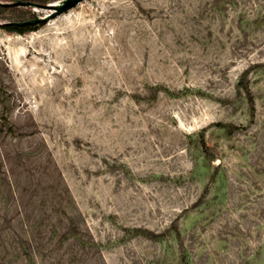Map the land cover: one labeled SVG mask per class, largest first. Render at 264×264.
<instances>
[{
	"label": "rangeland",
	"instance_id": "rangeland-1",
	"mask_svg": "<svg viewBox=\"0 0 264 264\" xmlns=\"http://www.w3.org/2000/svg\"><path fill=\"white\" fill-rule=\"evenodd\" d=\"M40 23L0 27V264H264V0Z\"/></svg>",
	"mask_w": 264,
	"mask_h": 264
},
{
	"label": "water",
	"instance_id": "water-1",
	"mask_svg": "<svg viewBox=\"0 0 264 264\" xmlns=\"http://www.w3.org/2000/svg\"><path fill=\"white\" fill-rule=\"evenodd\" d=\"M81 0H63L61 3L58 4H45L42 6H37V7H43V8H48L50 11L45 15L43 18H38V19H32V20H27V21H22V22H13L15 25H24V24H38L40 22H43L45 20H49L56 15L74 7L77 3H79ZM15 4L17 5H28V3L24 2H16Z\"/></svg>",
	"mask_w": 264,
	"mask_h": 264
},
{
	"label": "trees",
	"instance_id": "trees-1",
	"mask_svg": "<svg viewBox=\"0 0 264 264\" xmlns=\"http://www.w3.org/2000/svg\"><path fill=\"white\" fill-rule=\"evenodd\" d=\"M0 1L2 2L0 3V6L3 4L9 5L10 3L24 2V3H28V5H26L28 7H31V6L37 7V6H42V5L47 4L49 0H0ZM38 24H42V23H38ZM38 24L15 25L13 23H4V24H1L0 27L5 29L8 32L24 34V33H27L28 31L34 30V28L38 26Z\"/></svg>",
	"mask_w": 264,
	"mask_h": 264
}]
</instances>
